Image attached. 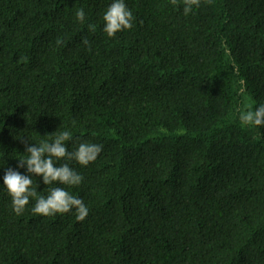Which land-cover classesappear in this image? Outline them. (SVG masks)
Wrapping results in <instances>:
<instances>
[{
    "label": "trees",
    "instance_id": "16d2710c",
    "mask_svg": "<svg viewBox=\"0 0 264 264\" xmlns=\"http://www.w3.org/2000/svg\"><path fill=\"white\" fill-rule=\"evenodd\" d=\"M109 3L0 0L5 166L64 127L103 145L72 162L82 221L17 216L0 191V264H264V126L238 120L264 103V0H125L110 38Z\"/></svg>",
    "mask_w": 264,
    "mask_h": 264
},
{
    "label": "clouds",
    "instance_id": "9594fccd",
    "mask_svg": "<svg viewBox=\"0 0 264 264\" xmlns=\"http://www.w3.org/2000/svg\"><path fill=\"white\" fill-rule=\"evenodd\" d=\"M173 6L182 4L183 15L192 14L201 4V0H170ZM75 19L83 23L86 14L83 8L75 11ZM101 30L106 37H113L117 32L132 28L134 15L125 0H110L100 17ZM82 43L88 45L87 37ZM232 71L239 73V68L232 65ZM239 91H245V81H239ZM239 125L242 128L264 126V103L254 108L249 106L239 111ZM39 137H47L25 144L24 151L16 157V166H5L4 153L0 152V191L10 199L11 211L19 216L31 205L29 211L36 216H56L73 213L77 221H82L89 212L83 199L71 191L83 181V176L72 162L86 167L103 150L101 143L74 139L73 131L67 127ZM69 141L75 145H69ZM23 169V171H20ZM37 178L43 184L37 190Z\"/></svg>",
    "mask_w": 264,
    "mask_h": 264
}]
</instances>
